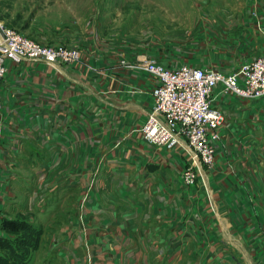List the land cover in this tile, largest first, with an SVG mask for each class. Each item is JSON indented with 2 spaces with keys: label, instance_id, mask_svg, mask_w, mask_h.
<instances>
[{
  "label": "crops",
  "instance_id": "0c3cea01",
  "mask_svg": "<svg viewBox=\"0 0 264 264\" xmlns=\"http://www.w3.org/2000/svg\"><path fill=\"white\" fill-rule=\"evenodd\" d=\"M254 2L264 42V0ZM6 63L0 250L16 235L4 221L21 219L36 228L27 264H264V188L183 184L187 151L141 134L151 77L111 74L99 90L76 65ZM253 110L236 109L247 119Z\"/></svg>",
  "mask_w": 264,
  "mask_h": 264
},
{
  "label": "rangeland",
  "instance_id": "374dc122",
  "mask_svg": "<svg viewBox=\"0 0 264 264\" xmlns=\"http://www.w3.org/2000/svg\"><path fill=\"white\" fill-rule=\"evenodd\" d=\"M254 3V0H0V24L42 43L77 49L80 63L71 65L88 75L96 89L112 87L111 74L122 77L131 70L152 78L150 91L158 82L157 76L144 69L125 67L120 62L122 58L144 54L167 67L194 64L231 71L263 54L261 34L251 25V18H255ZM213 102L225 112L215 162L205 167L206 180L198 166L195 182L187 184L182 172L190 159L187 162L183 158V184L190 188H221L228 180L234 188H264V98H247L225 91L216 94ZM248 104L254 107L252 118H242L236 109ZM231 165L236 166L234 177L228 176ZM89 184L94 183L91 180ZM9 252L0 250L11 264H27L22 256ZM2 261L0 264H4Z\"/></svg>",
  "mask_w": 264,
  "mask_h": 264
},
{
  "label": "built area",
  "instance_id": "2783aa9c",
  "mask_svg": "<svg viewBox=\"0 0 264 264\" xmlns=\"http://www.w3.org/2000/svg\"><path fill=\"white\" fill-rule=\"evenodd\" d=\"M7 59L75 64L80 61V53L73 47L39 42L0 24V90L9 70ZM120 62L125 67L144 69L157 76L158 82L150 90L152 104L141 134L151 145L187 151L190 163L182 172L187 184L195 182L198 166L210 167L215 162L216 144L225 118L223 109L213 102L215 95L232 91L247 98L264 97V53L231 71L194 64L167 67L144 54L122 58ZM3 216L0 194V222ZM1 235L0 226V238Z\"/></svg>",
  "mask_w": 264,
  "mask_h": 264
},
{
  "label": "trees",
  "instance_id": "16d2710c",
  "mask_svg": "<svg viewBox=\"0 0 264 264\" xmlns=\"http://www.w3.org/2000/svg\"><path fill=\"white\" fill-rule=\"evenodd\" d=\"M3 226L16 233L15 237L9 241V246H6L5 250L10 251L9 253H13L15 256H22L25 259L26 254L23 244L34 242L36 228L21 219L17 224L13 220L4 221ZM31 229L32 231H30ZM7 258L8 256L5 253L0 254V259L3 260L2 262H4V264H11V260H8Z\"/></svg>",
  "mask_w": 264,
  "mask_h": 264
}]
</instances>
